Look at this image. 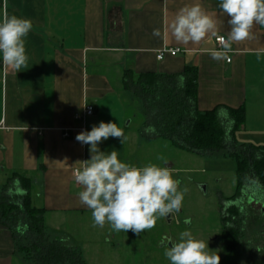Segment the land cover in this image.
<instances>
[{
	"label": "crops",
	"instance_id": "crops-1",
	"mask_svg": "<svg viewBox=\"0 0 264 264\" xmlns=\"http://www.w3.org/2000/svg\"><path fill=\"white\" fill-rule=\"evenodd\" d=\"M193 3L214 14L218 34L227 37L230 17L219 8V0L0 2V19L7 13L33 25L25 37L27 68L16 72L0 59V202L21 200L24 192L14 178L29 179L32 206L44 211L50 240L79 251L87 264H108L98 255L109 245L103 241L108 229L94 227L91 210L80 203L83 189L73 171L91 153L90 145L76 136L100 122L117 123L127 139L122 144L121 138L109 137L98 148L116 150L121 162L135 166L137 150L150 143L142 132L144 119L130 132L128 107L139 101L144 111V104L125 90V72L137 78L197 69L199 110L244 107L246 123L237 134L238 143L264 146V26L254 25L253 39L233 43L230 63L215 60L210 55L212 49L219 50L215 37L199 45L184 44L168 29L178 10ZM154 30L160 34L153 35ZM166 48L181 53L157 60ZM87 107H93L94 114L84 117ZM0 264H31L1 222Z\"/></svg>",
	"mask_w": 264,
	"mask_h": 264
},
{
	"label": "clouds",
	"instance_id": "clouds-1",
	"mask_svg": "<svg viewBox=\"0 0 264 264\" xmlns=\"http://www.w3.org/2000/svg\"><path fill=\"white\" fill-rule=\"evenodd\" d=\"M219 8L230 17L227 37L218 34L215 15L199 3L178 10L168 25L172 37L193 45L215 37L220 50L212 49L210 55L215 60H230L233 43L253 39L254 25L264 26V0H219ZM32 27L31 20L16 15L5 13L0 19V59L16 72L28 66L25 37ZM159 34L154 30L153 35ZM109 137L121 138L122 144L127 139L114 122H100L76 136L78 142L90 145L91 158L78 161L80 167L74 169L73 177L82 186L79 200L91 210L93 226L103 228L107 223L115 232L140 234L154 228L160 218L179 212L188 189H180L181 181L174 178L173 169L154 163L138 167L121 162L116 150L106 153L98 148L99 142ZM184 222L190 223V219ZM161 243L170 264H220V256L209 250L208 241L195 238L189 230L182 231L178 241L165 236Z\"/></svg>",
	"mask_w": 264,
	"mask_h": 264
},
{
	"label": "trees",
	"instance_id": "trees-1",
	"mask_svg": "<svg viewBox=\"0 0 264 264\" xmlns=\"http://www.w3.org/2000/svg\"><path fill=\"white\" fill-rule=\"evenodd\" d=\"M198 78L197 69L187 67L180 74L147 73L137 78L127 71L123 82L125 90L144 104L142 132L147 141L167 139L197 155L224 152L237 162L236 194L226 202L222 218L223 247L234 253L242 241L247 202L264 203V146L238 143L237 134L246 123L244 107L199 110ZM14 179L24 194L17 202L2 198L0 222L13 232L27 260L31 264H87L79 251L50 240L44 211L32 206L29 179Z\"/></svg>",
	"mask_w": 264,
	"mask_h": 264
},
{
	"label": "rangeland",
	"instance_id": "rangeland-1",
	"mask_svg": "<svg viewBox=\"0 0 264 264\" xmlns=\"http://www.w3.org/2000/svg\"><path fill=\"white\" fill-rule=\"evenodd\" d=\"M128 113L132 133L144 119L140 102L129 106ZM238 137L242 142L241 135ZM129 155V158L133 155L132 148L128 150ZM135 156L139 160L138 167L154 163L173 169L174 178L181 181L180 189L187 188L188 191L179 212L173 213L170 220L160 218L151 230L140 234L115 232L106 223L108 231L105 230L102 240L109 245L98 254L101 261L108 264H170L164 255L167 242L162 244L161 241L165 236L178 241L179 234L189 230L195 238L208 241L209 250L220 256V264H264V203L261 207L252 204L251 199L247 202L240 246L234 253L223 247V209L237 188V162L230 155L224 152L197 155L174 146L167 139H158L143 144ZM160 156L164 160L158 159ZM258 194L262 198L259 190ZM185 219H190V223H185Z\"/></svg>",
	"mask_w": 264,
	"mask_h": 264
},
{
	"label": "built area",
	"instance_id": "built-area-1",
	"mask_svg": "<svg viewBox=\"0 0 264 264\" xmlns=\"http://www.w3.org/2000/svg\"><path fill=\"white\" fill-rule=\"evenodd\" d=\"M216 43L218 45V48L220 50V46L216 40ZM181 53V50L180 49H164V50H161L160 52H158L157 54V60L161 61L163 60L165 57L167 56H172V57H175L177 56L178 54ZM228 63L231 62V58L230 60H227ZM94 114V108L93 107H87L85 110H84V113H83V116L84 117H89V116H92Z\"/></svg>",
	"mask_w": 264,
	"mask_h": 264
},
{
	"label": "flooded vegetation",
	"instance_id": "flooded-vegetation-1",
	"mask_svg": "<svg viewBox=\"0 0 264 264\" xmlns=\"http://www.w3.org/2000/svg\"><path fill=\"white\" fill-rule=\"evenodd\" d=\"M261 207H262V205H261Z\"/></svg>",
	"mask_w": 264,
	"mask_h": 264
},
{
	"label": "water",
	"instance_id": "water-1",
	"mask_svg": "<svg viewBox=\"0 0 264 264\" xmlns=\"http://www.w3.org/2000/svg\"><path fill=\"white\" fill-rule=\"evenodd\" d=\"M169 216H171V215H169Z\"/></svg>",
	"mask_w": 264,
	"mask_h": 264
}]
</instances>
